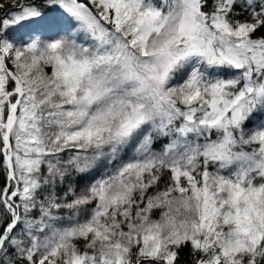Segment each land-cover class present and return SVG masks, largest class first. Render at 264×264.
<instances>
[{"label":"snow or ice","instance_id":"1","mask_svg":"<svg viewBox=\"0 0 264 264\" xmlns=\"http://www.w3.org/2000/svg\"><path fill=\"white\" fill-rule=\"evenodd\" d=\"M0 173V264H264V0H0Z\"/></svg>","mask_w":264,"mask_h":264},{"label":"trees","instance_id":"2","mask_svg":"<svg viewBox=\"0 0 264 264\" xmlns=\"http://www.w3.org/2000/svg\"><path fill=\"white\" fill-rule=\"evenodd\" d=\"M91 179V177H86V178H84V179H81L80 180V184H81V186H83L84 184H87L88 182H89V180ZM3 184V174L2 173H0V185H2ZM183 255V254H182Z\"/></svg>","mask_w":264,"mask_h":264}]
</instances>
